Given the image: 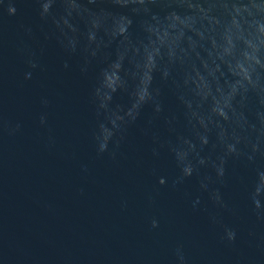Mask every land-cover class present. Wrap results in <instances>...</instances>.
Masks as SVG:
<instances>
[{"label": "water", "instance_id": "1", "mask_svg": "<svg viewBox=\"0 0 264 264\" xmlns=\"http://www.w3.org/2000/svg\"><path fill=\"white\" fill-rule=\"evenodd\" d=\"M0 264H264V0H0Z\"/></svg>", "mask_w": 264, "mask_h": 264}, {"label": "clouds", "instance_id": "2", "mask_svg": "<svg viewBox=\"0 0 264 264\" xmlns=\"http://www.w3.org/2000/svg\"><path fill=\"white\" fill-rule=\"evenodd\" d=\"M42 7L47 10V7L48 6L43 4ZM9 12L14 13L15 12V9L14 8H9ZM153 223H154V226H155V222H153ZM233 236H234V234H230V238H232Z\"/></svg>", "mask_w": 264, "mask_h": 264}]
</instances>
